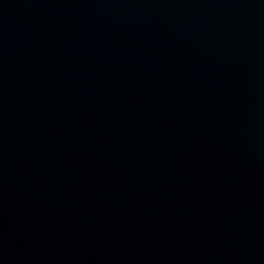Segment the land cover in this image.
Instances as JSON below:
<instances>
[{
	"label": "water",
	"instance_id": "1",
	"mask_svg": "<svg viewBox=\"0 0 264 264\" xmlns=\"http://www.w3.org/2000/svg\"><path fill=\"white\" fill-rule=\"evenodd\" d=\"M0 264H264V0H0Z\"/></svg>",
	"mask_w": 264,
	"mask_h": 264
}]
</instances>
